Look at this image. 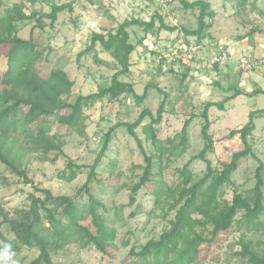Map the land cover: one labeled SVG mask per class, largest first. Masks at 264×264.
I'll list each match as a JSON object with an SVG mask.
<instances>
[{
	"label": "rangeland",
	"instance_id": "rangeland-1",
	"mask_svg": "<svg viewBox=\"0 0 264 264\" xmlns=\"http://www.w3.org/2000/svg\"><path fill=\"white\" fill-rule=\"evenodd\" d=\"M203 1L209 3L213 14L206 18L210 27L207 37L199 43L196 37L184 33L185 29L193 31L198 28L199 11L185 10L181 0H0V16L20 3L25 5L24 13L27 15L33 12L49 14L55 5L73 3L74 12L65 10L60 13L53 26L47 18L43 20V28L37 27L36 21L28 20L17 23L14 34L24 40L33 35L37 50L42 53L38 65L41 76L62 71L74 82L68 97L70 103H74L78 96H87L99 87L109 85L120 69L111 53L104 51L100 44L94 52L79 56L91 46L94 34L106 35L125 21L155 22L151 30H146L143 25L128 28L130 42L137 48L131 55L130 74L121 77L124 82L132 83L139 95L151 86L147 98L138 102L133 95L123 94L115 101L105 100L86 108L83 136L70 131L65 125L58 124L53 129L52 134L65 144V154L77 165L85 167L78 178L72 183L62 179L68 159L60 156L52 161L57 152L51 153L48 161L37 154H29L23 161V169L36 185L51 190L54 196L73 197L86 183L110 129L119 123H134L144 110L151 111L156 118L161 104L165 102L162 122L156 125L164 149L161 159L155 145L143 132L151 118L147 117L137 129L147 155L156 157L153 159L151 181L138 192L134 205H130L132 188L144 175L146 162L126 128L120 127L112 134L109 149L97 167L98 181L94 183V193L105 204L100 213L109 228L116 232L113 244L106 247L105 254L101 253L83 231L73 227L74 236L65 250L57 255L56 251L52 252L57 264H149L137 253L172 229L177 210H171V205L182 189L179 170L193 156L200 154L205 146L201 134L204 119L200 117L205 105L222 102L237 90L252 92L258 86L264 89V63L247 72L239 70L236 63L214 68L208 65L212 54L211 43L220 42L231 45L235 50L246 48L250 56L264 60V0ZM162 22L166 28L177 27L178 31L163 28ZM191 41L196 51L187 54L185 50ZM10 48V45L0 48V81L7 68L6 58ZM225 70L229 72L222 73ZM152 86H158L163 92ZM3 89L4 85L0 82V91ZM262 109L264 94L240 95L226 103L224 110L217 107L210 109L209 132L214 148L208 159L214 170L221 171L235 152L244 149L240 136L232 138L230 134L249 121L252 111ZM192 116L199 117L188 129V142L182 154L184 148L179 134L186 120ZM255 125L250 142L256 156L264 162V115L255 119ZM258 166L259 163L252 157L243 160L232 177L233 183L224 186L220 201L231 202L236 191L246 194L252 190ZM190 170L193 182L198 181L207 174V165L203 161H195ZM34 192L30 185L24 184L0 161V243L2 235L13 238L9 227L3 224L4 214L12 217L17 210H28L31 203L29 196ZM37 195L43 197L40 193ZM81 202L87 203L88 197L84 195ZM242 217L243 212L237 216L232 231L221 233L211 244H203L193 264H248L237 256L243 248L240 243L243 239L251 243L253 251L264 256V224L258 231L248 232ZM262 220L264 222V216ZM197 230L200 232L203 229L197 227ZM204 233L209 237L208 231ZM98 237L104 241L107 235L98 234ZM38 255L37 250L23 248L14 260L17 264H30ZM152 260L153 257H149V261ZM168 262L163 260L160 264Z\"/></svg>",
	"mask_w": 264,
	"mask_h": 264
},
{
	"label": "trees",
	"instance_id": "trees-1",
	"mask_svg": "<svg viewBox=\"0 0 264 264\" xmlns=\"http://www.w3.org/2000/svg\"><path fill=\"white\" fill-rule=\"evenodd\" d=\"M181 4L185 10L199 11L198 28L193 31L185 29L184 33L186 36L196 37L201 43L206 39L210 28L206 18L213 14L209 3L203 0L195 2L181 0ZM24 9V4H15L4 16H0V48L3 45L11 46L6 58L7 68L0 81L4 85V89L0 91V161L12 174L21 178L24 184L30 185L35 192L29 196L31 203L28 210H17L12 217L4 214L3 224L9 227L13 238L2 235L0 247L10 244V251L14 253V256L23 248L37 250L39 255L30 264H57L52 252L56 251L57 255L65 250L66 244L74 236L73 229L77 228L84 232L98 251L105 254L106 247L115 241L116 232L109 228L104 216L100 213V210L105 208V204L94 193V183L98 181L97 167L109 149L112 134L120 127L126 128L137 142L146 162L144 175L140 182L132 188L130 205H134L138 192L151 181L153 159L156 157V155H147L137 129L147 117L151 118V122L144 126L143 132L155 145L161 159L164 149L158 137L156 125L162 122L165 102L161 104L156 118L151 111L144 110L134 123H119L110 129L105 136L101 153L91 167L86 183L73 197L54 196L51 190L39 187L29 178L22 164L29 154L40 155L43 160L48 161L49 155L57 152L52 161H56L60 156L68 159L67 168L62 172V179L67 183H72L78 178L85 167L77 165L65 154L63 150L65 144L52 134L53 129L58 124L65 125L70 131L83 136L85 135L86 108H91L105 100L115 101L123 94L133 95L138 102L147 98V91L151 86L139 95L135 92L133 84L124 82L121 77L130 74L131 55L137 48L130 42L128 28L143 25L146 30H151L155 22L144 24L138 20L125 21L116 30L109 31L106 35L94 34L91 46L79 56L94 52L96 46L100 44L104 51L111 53L120 69L109 85L101 86L87 96H78L74 103H70L68 97L72 93L74 82L62 71H53L46 77L41 76L38 65L42 53L37 50L33 35L29 40H24L14 34L17 32L16 24L28 20L36 21L37 27L43 28V20L47 18L51 20V26H53L58 21L60 13L65 10L74 12L73 3L55 5L49 14L33 12L27 15ZM162 27L169 31H178L177 27L166 28L163 22ZM152 87L163 92L158 86ZM259 94H264V90L260 87L252 92L237 90L234 95L222 102L205 105L200 115L204 119L201 134L205 146L200 154L193 156L183 169L179 170L182 189L171 205V210H177L172 229L162 234L158 241H151L145 245L137 256L148 261L149 264H160L163 260L169 261L168 264H193L198 259L200 247L205 243H213L221 233L232 231L237 223L236 218L241 212H243V224L248 232L258 231L264 224L262 220L264 216V162L256 156L250 142L256 130L255 119L259 115H264V109L252 111L249 121L231 132L232 138L240 136L244 149L235 152L230 162L225 163L221 171L214 170L212 162L208 159V154L214 148L213 137L209 132L210 109L217 107L224 110L226 103L240 95ZM197 117L199 116H192L186 120L179 134L183 148L187 146L188 129ZM181 153H185V148ZM248 157L254 158L259 163L255 172L254 188L246 194L236 191L231 202L220 201L224 186L233 183V175L238 171L241 162ZM195 161L206 163L207 174L202 179L193 182V172L190 166ZM38 193L43 197L38 196ZM84 195L88 197L87 203L81 202ZM197 215L202 217L195 218ZM87 222L89 224H85ZM197 227L203 230L199 232ZM210 227H212L211 230ZM206 231L209 232V237L205 235ZM98 234H106L107 237L101 241ZM240 243L243 248L237 256L243 263L264 264V256L253 251L249 241L243 239ZM149 257H153L152 262L149 261Z\"/></svg>",
	"mask_w": 264,
	"mask_h": 264
},
{
	"label": "built area",
	"instance_id": "built-area-1",
	"mask_svg": "<svg viewBox=\"0 0 264 264\" xmlns=\"http://www.w3.org/2000/svg\"><path fill=\"white\" fill-rule=\"evenodd\" d=\"M163 2V1H161ZM211 57L208 65L214 68L219 65L236 63L239 70L243 72L252 71L257 68L264 60H259L250 56L246 48L235 50L231 45L223 43H211ZM196 51V46L191 41L189 46L186 47L185 53L192 54Z\"/></svg>",
	"mask_w": 264,
	"mask_h": 264
},
{
	"label": "clouds",
	"instance_id": "clouds-1",
	"mask_svg": "<svg viewBox=\"0 0 264 264\" xmlns=\"http://www.w3.org/2000/svg\"><path fill=\"white\" fill-rule=\"evenodd\" d=\"M10 249V244H4L0 247V264H17L13 259L14 253H12Z\"/></svg>",
	"mask_w": 264,
	"mask_h": 264
},
{
	"label": "crops",
	"instance_id": "crops-1",
	"mask_svg": "<svg viewBox=\"0 0 264 264\" xmlns=\"http://www.w3.org/2000/svg\"><path fill=\"white\" fill-rule=\"evenodd\" d=\"M231 65H233V64H231ZM229 71L228 70H225V71H223L222 73H224V74H226V73H228ZM259 87V86H258ZM261 88V87H260ZM263 89V88H262ZM264 90V89H263ZM245 92H250V91H248V90H246Z\"/></svg>",
	"mask_w": 264,
	"mask_h": 264
}]
</instances>
